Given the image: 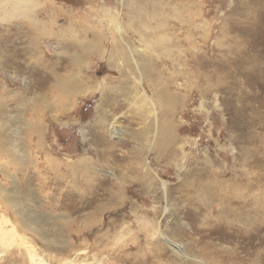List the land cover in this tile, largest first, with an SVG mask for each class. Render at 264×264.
<instances>
[{
	"label": "rangeland",
	"instance_id": "obj_1",
	"mask_svg": "<svg viewBox=\"0 0 264 264\" xmlns=\"http://www.w3.org/2000/svg\"><path fill=\"white\" fill-rule=\"evenodd\" d=\"M37 1L42 19L55 13L62 25L77 18L82 26L104 25L106 33L110 22L103 16L105 9L113 12L123 8L128 18L139 14L145 22L154 5L160 14L163 11L160 19L166 25L160 32L171 35L172 47L170 55H161L156 64L166 76H172L162 81L168 82V90L179 100L171 120L181 146H170L160 154L147 153L139 151L140 141L128 139V133L121 140L100 136L103 131L96 122L99 116L95 110L101 96L98 90L76 95L73 106L67 109L41 107L37 116L45 123L41 141L35 131L22 129L29 147L24 145L30 149L27 163L9 164V155L0 153V169L14 175L18 192L26 193L30 200L27 207L24 201L22 204L43 218L51 242L26 231L4 204L0 206V219L9 228V223L13 224L16 241L7 246L0 244V264L192 263H180L171 251H199L195 256L212 264H264V0H163L166 3L161 6L156 0H131L134 6L127 5L129 0H124L122 6L121 0ZM13 18L0 19V51L7 53V64L0 60V95L7 94L1 88V82L7 81L22 97L25 92L27 96L42 92L53 100H65L62 91L51 87L50 76L44 81L48 70L33 65L47 66L56 60V70L68 76L64 66L69 52L65 49L70 45L66 41L57 44L53 35L39 34L27 18ZM136 22L137 18L133 24ZM34 33L36 46L46 54L37 61L30 59L28 52L34 46L28 43ZM74 36L71 33L66 39L70 41ZM127 36L140 44L134 38L137 33L128 29ZM57 47L62 50L55 51ZM84 63L90 84L101 78L115 84L120 78L104 59L93 57ZM11 67L15 68L12 72ZM27 96L25 103L14 96L5 100L10 103V113L19 119H31L33 106ZM13 100L23 106L18 107ZM124 110L126 106L118 111ZM18 111L25 115H16ZM109 118L116 124L119 121L127 131L137 128L140 121L130 111ZM19 119L14 120L17 125ZM95 133L104 146L112 149L99 148ZM83 155L89 158V165L97 164L102 169L92 174L74 173ZM205 157L211 161L207 163ZM143 158L165 180V189L158 177L151 178L154 173L144 174L137 167V160ZM109 171L124 177L123 182ZM214 179L219 189H212L209 204H202L196 196L198 183L208 190ZM0 183L10 188V178L2 170ZM121 186L124 191L120 196L111 193ZM240 194L245 200H239ZM250 194L255 196L251 198ZM160 231L169 242L163 240ZM27 246L33 249V262Z\"/></svg>",
	"mask_w": 264,
	"mask_h": 264
},
{
	"label": "bare ground",
	"instance_id": "obj_2",
	"mask_svg": "<svg viewBox=\"0 0 264 264\" xmlns=\"http://www.w3.org/2000/svg\"><path fill=\"white\" fill-rule=\"evenodd\" d=\"M156 1L157 2L155 3H158V5L160 6L161 4L166 3L163 0L161 1L156 0ZM120 3L122 6L123 5L122 3H124V0H121ZM136 3L138 6V2ZM152 3L154 2L152 1ZM39 5L40 3L37 0H0V19L6 20L9 17L13 18L19 15L22 18H27L28 21L33 24V28L36 31H39V34H42L45 36L53 35V37L56 39L55 42L57 44H61L62 41H66L68 45H70L69 49L68 48L65 49L66 51L69 52L67 56L68 63L66 66H64V71L68 72L69 74L68 76H63L62 72H60L59 70H56V66L58 64L56 60L54 61L55 63L53 64L49 63L47 66L43 64L35 65L36 62L33 65V68L34 67H40V68L44 67L45 71L46 69L48 70L47 72H49V75L48 74L45 75L44 81L46 82V76H50L53 79L51 87L56 88L55 90L59 89L60 91H62L65 97V100L63 99L53 100L51 98H48L46 96L47 94L45 95L42 92H36L30 96L25 95L26 93L25 92L23 94L24 97H22L19 95V92L17 93V90L9 87V85L6 83L7 81L1 82V88L3 90H6L7 94L3 95L2 93V95H0V130H1L0 131V153H1V156H5L4 154L6 153L9 155L10 157L8 158L9 164L13 162V164H16L19 166L20 164H26L29 159V151H28L29 148L27 149L26 146L24 145L26 140L24 139V134H23L22 129H28L30 133L35 131L37 133V137L39 138V141H41V138L45 132V123L42 121L43 118L39 117L38 119L37 117L39 116L41 107H44V108L50 107L51 110H52V107H54L55 111L57 109L58 110L67 109L69 108L70 105L73 106V100L75 99L74 97L76 95H79L80 93H84V94L89 93V92H92V90L94 91L98 90L101 95L100 98L97 100L96 107H95V110L99 116L96 122L100 124V127H101L100 129L103 131V133H101L100 136L104 137L103 135H106L107 137V135H109L110 137H114L115 139L119 140L120 138H123L128 133L129 135L128 139H132L134 141H140L139 145H137L138 148L140 149L139 151L144 149L147 151V153L153 151V152H156L157 154H160L164 150H170L171 149L170 146H173V147L181 146L179 145V141L177 140V135L175 133L176 131L175 123H173V121L171 120L172 119L171 117H173L175 109L179 103V100L175 99L176 96L173 95L172 93L173 91L170 92L168 90V87L166 85L168 82L165 81L166 84H163L164 82L162 81L163 79L166 80L167 78H170L171 80L172 76H166L165 75L166 73L162 70V67H159L156 64V61H158V59L161 58V55H165V56L170 55V49L172 47L170 44V42L172 41L171 35L160 32V29L162 30L163 25H166L163 19L162 20L160 19L163 11L160 14L159 12L160 10L159 11L158 9L156 10L155 8L156 6L153 4L154 10L148 13V20L145 22V20L143 21L141 19L142 17H140L139 14L138 16L133 15L132 19L128 18L126 15V12L123 11V8L114 10L113 12L108 9H105L103 11V14H104L103 16L107 17L108 21L110 22V27H108L109 30L107 29V33H106L104 25H102L100 28H95L93 25H87V26L83 25L82 26V24H80L81 21L77 18L69 19L67 25H62L58 22L57 15L55 13L50 14V17L48 16V19H42L41 17H39L38 12H37ZM127 5L134 6L135 2L129 0ZM160 6H157V7H160ZM175 9H177L176 12L178 13V8L176 7ZM145 12H149V11L146 9ZM141 14L143 13H140V15ZM162 16H164V14ZM168 16H171V15L168 14ZM136 18L138 19V23L136 22L137 25H134L133 21ZM98 21H99L98 22L99 25H101V22H100L101 19H99ZM152 21H154L153 24L151 23ZM128 29H130V31L132 30L133 32L137 33V36L136 37L133 36V37L137 38L140 44L130 41L131 39H129V37L127 36ZM76 32L83 33V36H81L79 33H76ZM71 33H74L76 36L70 38V41H68L66 38ZM61 34H64V37H61ZM36 37L37 36L34 33L28 39V43H31L34 45L31 47L28 46L30 47L29 48L30 50H28V52L30 53L29 57L30 59L35 58L34 59L35 61H37L38 58L39 59L45 58V55H46L43 49L36 46ZM158 45L163 46V48H160L157 51ZM58 47L56 48V50L55 49L54 50L55 51L62 50L61 47L60 49ZM0 53H1L0 60L5 62V64H7L6 59H4V57H7L6 56L7 53L5 54L3 49H1ZM93 57L98 58V59H104L106 63L109 62V65H111L112 68H114L120 75V78L118 79L117 83L114 84L113 82L112 84H110L109 82L106 81V78H101L99 81L95 80L96 82L90 84L91 79L86 74L87 63H84V62L90 61ZM180 65H183V64L181 63ZM13 68L14 67L10 68L11 72L14 71ZM172 72L170 70L168 74L172 75ZM175 76H176V72H175ZM176 82L179 84L178 81ZM26 84H27V80L24 82V84H22L24 88H26ZM24 88L23 90L26 91V89ZM106 91H110L112 93V96L108 95L107 94L108 92ZM9 96H14L16 98L20 97L23 103L26 102L25 97L27 96V100L33 106L30 108V112L32 111V115L30 117L31 119H28V118L19 119V116L15 117L14 115H12V113H10V103L9 102L5 103V100H7ZM13 103L16 104L18 107H20V105L23 106V104H18L14 100H13ZM124 106H126V110L118 111L122 109ZM24 111H18V112H15V114L16 115L24 114L25 113ZM127 111H130V113H133V114L135 113V115H137V117L140 120L138 123L139 126H137V128H130L128 131L125 130L119 124V121H118V124H116L115 120H112L111 118H109V117L116 116L118 114L122 116V114L124 115V113H126ZM15 118L17 120L19 119L18 125L14 122ZM14 125L15 127L12 128V126ZM123 133L125 134L123 135ZM94 138L99 139V136H97L95 133ZM29 141L30 140L28 138V142ZM99 143H100L99 148H102V150L112 149L110 148L111 146H104L103 143L100 141V139H99ZM135 149L136 148H134V150ZM88 159L89 158H87L86 155H83L82 157H80V161H78V164L75 167L76 170L74 173L86 171L89 174L90 173L92 174L93 171L97 172L96 169L98 170L102 169V168L96 167L97 164L89 165ZM205 159L207 163L211 161V159L208 157L207 158L205 157ZM57 165L58 163H56V166ZM137 167H139L143 171L144 174H150V172L154 173V175L151 176V178H153L154 176L158 177L162 184V187L164 189L166 188L165 180H163L161 177H159L156 174V171L149 164V161L147 158L145 160L144 158L138 159ZM0 170H2V172H4V174L10 178V183H9L10 188H6L0 183V206L3 207L4 204L8 206L11 213L16 215V217L18 218L17 220H19L22 227L26 231L29 230L33 232L34 234H37L44 242L47 240L50 241L51 240L50 234H48L47 230L44 229L45 221L42 220L43 218L39 219V214H35L33 210H32L33 212H31L26 209V207L28 206L27 203H29L30 200L27 199L26 193L20 194L18 192L17 184L14 183L15 182L14 175L9 174L6 170H3V169H0ZM108 173L112 177H115L117 181H120V183L123 182L124 177H120V176L117 177L111 171H109ZM5 179H6V176H5ZM213 181L214 182L211 181L213 183L212 188H209L208 190H204L201 188L200 181L198 183L197 189H199V192H196L197 194L196 196H198V200L202 202V204H205V205L209 204L210 199H212L211 190L219 189L218 187L219 183L217 182V180L214 179ZM121 190L124 191V188H122V186L118 187L114 191H111V193H113L115 196H120ZM250 196L252 198L255 196V194H250ZM248 197L249 196L247 195V199L249 200ZM240 198H243L245 200L246 197L240 194L239 200ZM23 201L25 202L26 207H24ZM4 210L6 211V209ZM4 217L6 218L5 219L6 223H9L8 222L9 218L6 216ZM9 226L10 228L8 227L7 224L2 223L0 219V230H1L0 244L2 246L4 245L7 246V244L11 245L13 242L16 241V238L14 235L15 233L14 226L11 223H9ZM16 227H17V224H16ZM152 233L154 234V232ZM159 235H161V237L163 238L165 242H169V239L167 238L165 234H163L162 231H160ZM21 240H22V237H21ZM23 242H24V238L22 240V243ZM32 250L33 249L31 246L26 247L27 255H30V260L33 262V259H34L33 257L35 255L31 252ZM171 252H172V255L175 257V259L180 261V263L185 260H190L192 261V263L188 262L190 264H212L209 260H208L209 261L208 263L207 262L205 263V261L196 257L195 255H198L196 253L197 252L199 253V251H195L196 253L194 251H171ZM226 252L232 253L234 251H226ZM192 255L195 257H191ZM185 262H186L185 264H188L187 261ZM256 262L258 263V260H255V263Z\"/></svg>",
	"mask_w": 264,
	"mask_h": 264
}]
</instances>
